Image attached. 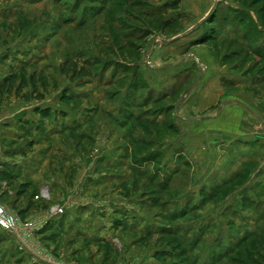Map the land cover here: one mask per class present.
I'll list each match as a JSON object with an SVG mask.
<instances>
[{"label": "rangeland", "instance_id": "obj_1", "mask_svg": "<svg viewBox=\"0 0 264 264\" xmlns=\"http://www.w3.org/2000/svg\"><path fill=\"white\" fill-rule=\"evenodd\" d=\"M3 80L0 119L47 108L14 139L0 123L1 204L63 211L28 239L41 264L54 228L90 264H264V0H0ZM23 146L30 179L10 170Z\"/></svg>", "mask_w": 264, "mask_h": 264}, {"label": "crops", "instance_id": "obj_2", "mask_svg": "<svg viewBox=\"0 0 264 264\" xmlns=\"http://www.w3.org/2000/svg\"><path fill=\"white\" fill-rule=\"evenodd\" d=\"M9 84L8 80L0 81V97L5 96L6 92L8 91ZM16 90L15 88L10 91V94ZM28 90L25 89L21 92L20 95L24 96L27 95ZM5 93V94H4ZM16 94V92H13ZM17 98V97H16ZM217 101V100H216ZM196 106L200 107V103L206 105L210 101L206 98L205 94H201L198 97V100L196 101ZM215 103V102H214ZM244 103V101H243ZM190 108L186 106H182V112L186 117H181L183 120H188L193 118V115L195 112L193 110L195 109V105H188ZM198 108V107H196ZM47 108L43 107V109L40 110L39 106L31 105V104H24L21 101V97H18L17 99H13L10 102V112L6 113L3 118L0 119L1 124L8 125L10 127V139H14L18 135H24V133H28L30 126L36 122V121H44L43 118H46L45 113L42 112L46 110ZM22 135V136H23ZM27 146V145H26ZM23 146L17 151H10V170L14 174H19V176L23 175V177H28L29 175H32L33 172L37 173L36 169H29L31 168V159L30 158H24L22 153L28 150V147ZM35 163V162H34ZM30 179V178H29ZM98 207L96 203L89 202V201H80L76 204H72V208L70 207L68 209V212L70 215H72L75 219L76 216H81V221L88 223V219H91L90 214L91 208ZM75 209V211H74ZM100 211L98 210L96 213L97 217H100ZM74 214V215H73ZM76 214V215H75ZM79 221V220H78ZM80 223V221H79ZM59 228L52 229L50 232H48L46 235L42 236V239L45 241V246L50 250L49 253H52V255L55 258V262H44L45 264H90L93 263L92 261V255H90V251H92V247L81 244V241H78V238L75 242L70 240L72 244L64 242L61 247H55L54 245L56 242H50L55 241L53 240L59 233L57 232ZM56 231V233H53V231ZM60 230V229H59ZM54 231V232H55ZM0 233H3L5 235H9V243H10V251H3L4 253L1 254L0 257V264H33L32 259L34 261L37 259L35 264H41L42 258H44V255L41 251H31L26 250L29 248L28 245H24L21 240L17 237L16 234H9L5 233L3 231H0ZM86 239V238H85ZM75 240V239H74ZM48 241V242H46ZM50 246V247H49ZM19 247V248H18ZM23 249V251H19ZM41 261V262H40Z\"/></svg>", "mask_w": 264, "mask_h": 264}, {"label": "built area", "instance_id": "obj_3", "mask_svg": "<svg viewBox=\"0 0 264 264\" xmlns=\"http://www.w3.org/2000/svg\"><path fill=\"white\" fill-rule=\"evenodd\" d=\"M47 190L43 192L46 198ZM63 211L59 209H53L49 216L45 219L38 220L35 222L21 223L19 219L11 213L4 205L0 202V231L9 234H16L21 242L27 245L28 239L32 237L36 232L42 230L48 223L49 220L59 216Z\"/></svg>", "mask_w": 264, "mask_h": 264}]
</instances>
